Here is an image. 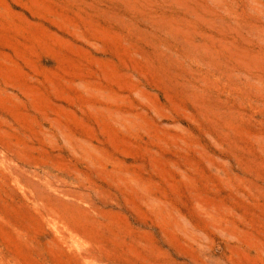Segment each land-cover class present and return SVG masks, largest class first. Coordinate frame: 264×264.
Wrapping results in <instances>:
<instances>
[{"label": "rangeland", "instance_id": "obj_1", "mask_svg": "<svg viewBox=\"0 0 264 264\" xmlns=\"http://www.w3.org/2000/svg\"><path fill=\"white\" fill-rule=\"evenodd\" d=\"M0 264H264V0H0Z\"/></svg>", "mask_w": 264, "mask_h": 264}]
</instances>
